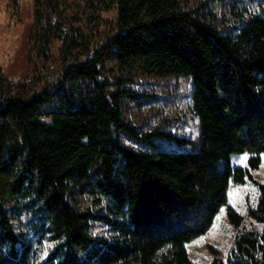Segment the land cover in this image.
<instances>
[{"label":"trees","instance_id":"1","mask_svg":"<svg viewBox=\"0 0 264 264\" xmlns=\"http://www.w3.org/2000/svg\"><path fill=\"white\" fill-rule=\"evenodd\" d=\"M84 1L96 17L117 5L116 31L94 47L77 25ZM213 1L233 21L217 25L181 0H34L40 50L51 59L59 43L62 69L57 87L45 79L1 98L0 264H197L187 244L224 206L241 225L228 192L247 181L259 191L249 217L263 228L237 234L225 257L213 248L209 264H264V178L253 172L264 153V0ZM109 60L122 73L191 78L198 136L139 135L122 116V97L138 94L107 77ZM243 153L248 165H234ZM33 236L54 243L42 261Z\"/></svg>","mask_w":264,"mask_h":264},{"label":"rangeland","instance_id":"2","mask_svg":"<svg viewBox=\"0 0 264 264\" xmlns=\"http://www.w3.org/2000/svg\"><path fill=\"white\" fill-rule=\"evenodd\" d=\"M208 2L209 5L204 3ZM186 10L211 18L217 25H226L229 21L225 6L213 0H181ZM84 15L77 19V25L84 29L92 46L103 43L105 38L116 31L118 10L114 5L108 10L99 12V17L90 10L86 1L82 3ZM249 5L248 10H255ZM90 10V11H89ZM247 9H244L246 11ZM34 0H0V100L17 95L30 96L43 86L45 79L49 84H57L60 80L62 61L59 58L60 44L55 40L51 45V59L42 53L39 47ZM106 75L128 79L122 87L138 94L122 97V116L132 125L139 135L155 130L172 133L180 137L195 138L199 134L198 117L192 106L193 81L183 76L159 78L140 71L120 72L113 60L106 63ZM122 141L136 150H148V143L140 142L128 134H121ZM152 143L160 148H173L168 141L158 138ZM250 154H235L234 165L247 166ZM261 167L254 170L256 180L264 178V153ZM258 186L247 181L245 184H233L228 192L229 203L243 216L239 227L229 221L227 206L217 215L211 229L187 244L190 258L197 264H209L213 259V248L222 257L227 256L233 246L237 234L244 230L261 231L263 225L249 217V208H255L258 201ZM26 231L34 234L32 223L23 217ZM108 227L100 222L94 223V230L105 232ZM108 232V231H107ZM33 257L39 261L46 258L54 243L48 238L43 241L35 236Z\"/></svg>","mask_w":264,"mask_h":264},{"label":"built area","instance_id":"3","mask_svg":"<svg viewBox=\"0 0 264 264\" xmlns=\"http://www.w3.org/2000/svg\"><path fill=\"white\" fill-rule=\"evenodd\" d=\"M54 86L57 87V84H55ZM54 86H53V87H54ZM0 103H1L2 105L5 104V102H4L3 100H0Z\"/></svg>","mask_w":264,"mask_h":264}]
</instances>
